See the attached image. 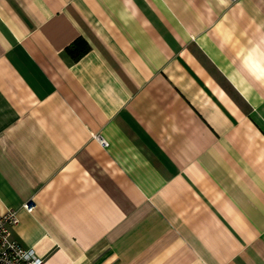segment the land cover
I'll return each mask as SVG.
<instances>
[{
    "label": "crops",
    "instance_id": "0c3cea01",
    "mask_svg": "<svg viewBox=\"0 0 264 264\" xmlns=\"http://www.w3.org/2000/svg\"><path fill=\"white\" fill-rule=\"evenodd\" d=\"M9 208L44 264H264V0H0Z\"/></svg>",
    "mask_w": 264,
    "mask_h": 264
},
{
    "label": "built area",
    "instance_id": "2783aa9c",
    "mask_svg": "<svg viewBox=\"0 0 264 264\" xmlns=\"http://www.w3.org/2000/svg\"><path fill=\"white\" fill-rule=\"evenodd\" d=\"M105 146L108 142L99 137ZM36 201L32 198L23 204L28 212L36 208ZM20 218L18 211L13 208L0 213V264H44L45 258L40 256L34 248L26 247L13 235V228L18 225Z\"/></svg>",
    "mask_w": 264,
    "mask_h": 264
},
{
    "label": "trees",
    "instance_id": "16d2710c",
    "mask_svg": "<svg viewBox=\"0 0 264 264\" xmlns=\"http://www.w3.org/2000/svg\"><path fill=\"white\" fill-rule=\"evenodd\" d=\"M89 49L88 43L84 39H78L71 44L67 51L73 59H78Z\"/></svg>",
    "mask_w": 264,
    "mask_h": 264
}]
</instances>
